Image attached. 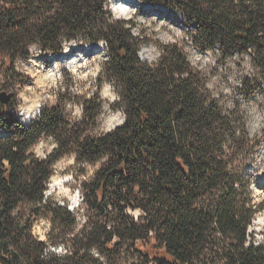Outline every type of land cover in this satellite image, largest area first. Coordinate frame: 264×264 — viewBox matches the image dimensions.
<instances>
[{"label":"trees","instance_id":"trees-1","mask_svg":"<svg viewBox=\"0 0 264 264\" xmlns=\"http://www.w3.org/2000/svg\"><path fill=\"white\" fill-rule=\"evenodd\" d=\"M139 1L182 13L199 47L219 48L223 61L250 53L264 72V0ZM106 2L0 0V69L8 78L34 46L58 56L73 42L105 41L109 56L93 94L60 90L29 123L11 100L0 101V264H264V230L259 241L251 230L264 200L253 187L249 158L259 142L247 115L217 96L178 45L154 64L140 60L147 39L133 34L134 22L114 19ZM105 81L124 121L100 132ZM260 83L246 78L243 86ZM74 106L79 116L69 112ZM45 141L52 147L41 155ZM67 156L78 167L77 212L48 194ZM86 166L94 172L81 179ZM42 218L51 224L46 241L34 233ZM61 243L68 253L47 252Z\"/></svg>","mask_w":264,"mask_h":264},{"label":"rangeland","instance_id":"rangeland-1","mask_svg":"<svg viewBox=\"0 0 264 264\" xmlns=\"http://www.w3.org/2000/svg\"><path fill=\"white\" fill-rule=\"evenodd\" d=\"M128 1L132 3L137 2V0ZM130 7L132 8V6ZM120 8L109 3L108 10L113 13V18L116 20L136 22L135 32L137 34L141 30L143 31V37L147 39L146 44L148 47L142 50V56L147 62H150L149 64L157 62L156 48L152 45L156 44L155 46H157V43L153 41V38L157 39L155 27L162 23V27L166 31L181 33L180 37H183V48H187L188 46L187 54L198 57L197 62L199 66H202V71L206 74L209 86L222 98L223 102L227 106L238 104L243 113L247 115L250 132L257 139L256 141L259 142L256 147V152L251 154L249 158V162L251 163L250 172L253 177H256V182L253 187L257 199L259 201L264 200V72L253 66V55L250 53H236L228 60L223 61L221 52L217 47H215L217 50L215 48L213 50H207L194 44L196 48V51H194L190 48V43L194 40L192 35L193 30L187 28L184 21L182 22L183 26H185L184 30H182L183 28L181 30L178 29L180 28V24H177L176 19H173V21L169 20L170 22L166 25L164 20H154L155 18L148 17L152 19V22L147 26L145 19H139L137 17V14L139 15L140 12L133 13L131 11V15L126 16ZM138 23L139 25H137ZM69 48H74V46H68L67 49ZM45 57L49 58L43 59ZM54 58L56 57L50 56L48 53L45 54L40 47L34 46L30 49L28 59L17 61L14 70L15 74L10 73V77L8 78L0 69V93L3 91L13 93L10 103L15 108L17 118L22 123L21 114L33 109L37 103L41 104L42 108L55 104L57 93L60 90H69L73 93L82 92L86 95L93 94L97 90L96 79L98 78L102 65L107 62L103 60V51L98 57H90L85 60L81 65H78L76 70H67L62 64H58L57 69L59 71L55 75H51L49 67L54 62ZM65 73L71 75L68 82L63 77ZM18 76L22 79L21 82H15L13 80L14 77ZM246 78L254 82H261V88H257L255 85L252 91L251 89L244 88L243 83ZM98 90L101 98L104 100L99 131L109 132L123 123L124 113L121 108H113L111 106L117 101V93L111 83L103 82ZM69 112L73 116H79L80 107L74 106L69 109ZM110 120H112V124H110ZM2 135L3 133H0V136ZM51 147L52 143L45 141L38 146L37 150L41 155H44ZM94 169V166H86L87 173L81 179L90 177ZM77 172L78 167L73 156H67L59 160L55 165V173L49 183L48 192V194L52 195L56 203L61 205H64V203L69 204L68 208L73 212H77L79 198L81 196L74 178ZM53 178L62 180L59 186L52 187L51 182ZM78 217L82 221L84 219L83 213H79ZM50 227L49 220L42 218L36 222L34 233L41 240L46 241ZM251 230L256 231L255 238L259 241L261 239V233L264 230V210L256 216ZM59 245L63 247L64 244L61 243ZM65 247L68 246L65 245ZM50 251L56 253L52 249ZM59 251L63 253L64 249H59Z\"/></svg>","mask_w":264,"mask_h":264},{"label":"bare ground","instance_id":"bare-ground-1","mask_svg":"<svg viewBox=\"0 0 264 264\" xmlns=\"http://www.w3.org/2000/svg\"><path fill=\"white\" fill-rule=\"evenodd\" d=\"M109 3L114 4L115 7H121L120 8L121 11L124 12V14L126 16L127 15H131V11L133 13L140 12L139 15L137 14V17L139 19H141V18L145 19V18L151 17V18H155L154 20H156V19H158L160 21L164 20L166 25L170 21H173V19H176L175 21L177 22V24H180V28H178V29L181 30V28H183L182 30H184L185 26H183V24H182V22H183V14L182 13H178V12L173 11V10H170L166 6H164V5L160 4V3H156V4H153V3H142L139 0H137V2H135V3H132V2H130L128 0H107V2L105 4V8L107 10H108V7H109ZM126 3H128V4H126ZM129 5L132 6V8ZM137 25H139V23ZM187 28H189V27H187ZM135 29H136V22H134V25H133V34L135 36H142L143 31L141 30L137 34L135 32ZM163 29H165V28H163ZM191 29H192V27H191ZM73 44H74V42H73ZM194 44L195 43L192 40V46H191V43H190V48L193 49L194 51H196V48L194 47ZM155 45H152V46L154 48H156V53H157V46H155ZM73 46H75V45H73ZM146 47H148L147 44L142 45L140 50H139V52H138L139 58L143 62H147L142 56V50L144 48H146ZM187 48H188V46H187ZM107 49H108V47H107L106 42H100V43H97V44H87V45H85L83 47H80V48L77 47V49H75V50L73 48H69L64 53H61L58 56H56V58H54V62L49 67V72H50L51 75H55V73L57 71H59V69H57L58 64H62L63 67L65 69H67V70H76L78 65H81L85 60H87L90 57H92V58L95 57V56L98 57L99 55L102 54L103 51H104V59L103 60L106 61L109 58L108 54L106 53ZM48 58L49 57H45L43 59H48ZM157 59H158V56H157ZM148 63H150V62H148ZM107 92H108V90H107ZM41 111H42V105L37 103V104H35L33 109L28 110L25 113L21 114V120L23 121V123H29L33 119L37 118L41 114ZM110 124H112V120H110ZM61 181L62 180L53 178V180L51 182L52 187L59 186ZM50 249L54 250L56 253H59L60 252L59 249H64V247L59 246L57 248V247H54V246H50L49 247V251H50ZM66 250L64 249V252ZM50 252H52V251H50Z\"/></svg>","mask_w":264,"mask_h":264},{"label":"built area","instance_id":"built-area-1","mask_svg":"<svg viewBox=\"0 0 264 264\" xmlns=\"http://www.w3.org/2000/svg\"><path fill=\"white\" fill-rule=\"evenodd\" d=\"M105 2H106V0H105ZM151 22H152L151 18H145V24H147V26ZM128 28H130V27H128ZM155 29L157 32V39L153 38V41H155L157 43V54L156 55L158 56V60L162 57V55L164 53V48L166 46L178 45L181 48L182 52L185 54L190 65L192 67L202 71V66H199V64L197 62L198 57L187 54V48H183V37H180L181 34H178V33L173 32V31H166L165 29L162 28V23L157 25L155 27ZM142 39H145V37H142ZM191 46H192V42H191ZM215 50H217V49H215ZM217 96H218V94H217ZM81 201H82V197L80 196L79 204L81 203ZM47 252H50V251L47 250ZM67 253H68V249H67Z\"/></svg>","mask_w":264,"mask_h":264},{"label":"water","instance_id":"water-1","mask_svg":"<svg viewBox=\"0 0 264 264\" xmlns=\"http://www.w3.org/2000/svg\"><path fill=\"white\" fill-rule=\"evenodd\" d=\"M13 97V93H7L3 91L0 93V101L4 104H7Z\"/></svg>","mask_w":264,"mask_h":264}]
</instances>
